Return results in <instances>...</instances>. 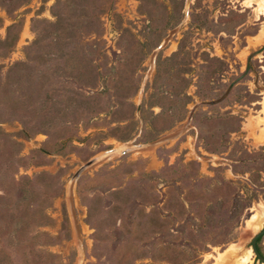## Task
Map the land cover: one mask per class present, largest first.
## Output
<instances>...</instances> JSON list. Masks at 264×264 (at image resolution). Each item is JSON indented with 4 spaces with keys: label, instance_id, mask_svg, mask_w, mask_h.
Wrapping results in <instances>:
<instances>
[{
    "label": "rangeland",
    "instance_id": "rangeland-1",
    "mask_svg": "<svg viewBox=\"0 0 264 264\" xmlns=\"http://www.w3.org/2000/svg\"><path fill=\"white\" fill-rule=\"evenodd\" d=\"M263 6L0 0V264L247 255L264 229ZM121 145L138 148L72 182Z\"/></svg>",
    "mask_w": 264,
    "mask_h": 264
},
{
    "label": "water",
    "instance_id": "water-1",
    "mask_svg": "<svg viewBox=\"0 0 264 264\" xmlns=\"http://www.w3.org/2000/svg\"><path fill=\"white\" fill-rule=\"evenodd\" d=\"M137 148H138L137 146L121 145L118 147H113V148L103 152L102 154H100V155L92 158L88 162L82 164L78 168V170L75 172V174L73 175L72 182L76 183L85 171H87L89 168L93 167L97 163L104 161V160H107V159H111L112 157H115V156L125 155V154H127V153H129L132 150L137 149ZM263 236H264V229L261 232H259L258 234H256L253 237L252 242H251V249L253 250V253L258 258V260L261 261L262 263H264V256L258 250L257 241L259 238H261Z\"/></svg>",
    "mask_w": 264,
    "mask_h": 264
},
{
    "label": "bare ground",
    "instance_id": "bare-ground-1",
    "mask_svg": "<svg viewBox=\"0 0 264 264\" xmlns=\"http://www.w3.org/2000/svg\"><path fill=\"white\" fill-rule=\"evenodd\" d=\"M260 8H262V6ZM263 10H264V8H263ZM238 251H239V249L236 246H231L224 253H220L217 260L220 262H225L226 264H229L230 259L236 257V254L238 253ZM252 251L253 250H249L247 255H244L242 257L238 256L235 264H251L253 262V257H254Z\"/></svg>",
    "mask_w": 264,
    "mask_h": 264
},
{
    "label": "trees",
    "instance_id": "trees-1",
    "mask_svg": "<svg viewBox=\"0 0 264 264\" xmlns=\"http://www.w3.org/2000/svg\"><path fill=\"white\" fill-rule=\"evenodd\" d=\"M262 238V237H261ZM261 238L258 239L257 241V247H258V242L261 240ZM259 252H260V249L258 248ZM261 253V252H260Z\"/></svg>",
    "mask_w": 264,
    "mask_h": 264
}]
</instances>
